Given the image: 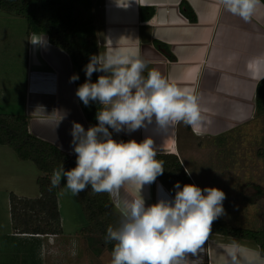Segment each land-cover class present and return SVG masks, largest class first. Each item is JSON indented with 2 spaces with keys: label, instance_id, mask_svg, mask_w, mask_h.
<instances>
[{
  "label": "crops",
  "instance_id": "1",
  "mask_svg": "<svg viewBox=\"0 0 264 264\" xmlns=\"http://www.w3.org/2000/svg\"><path fill=\"white\" fill-rule=\"evenodd\" d=\"M183 2L195 14L194 22L183 14ZM92 14L98 54L120 40L121 47L138 48L150 69H157L169 82L198 95L205 118L199 133L181 123L163 136L155 134L153 126L118 134L137 142L152 136L158 152L176 155L187 174L190 173L193 184L201 188L185 160L195 157L196 166L203 165L204 147L253 123L258 115L256 89L264 80V4L261 2L249 23L224 10L221 0H94ZM4 18L13 22L12 17ZM22 29L21 32L0 29L5 67L0 81V113L25 115L32 135L72 155V122L82 124L85 130L88 123L75 94V84L69 82L73 75L70 57L52 45L46 35L31 33L27 24ZM30 40L40 42L33 44ZM157 43L164 45L174 59L163 53ZM4 150L0 148V155H7ZM10 161L13 164V157ZM12 177L15 178L9 176ZM20 180L21 177L15 178L14 182ZM123 192L139 196L134 184L125 185ZM142 195L148 205L160 198L173 197L158 179L145 185ZM21 237L32 238L13 233V238ZM233 241L238 243L242 257L253 259L259 253L264 259L252 242L210 234L204 245V262L227 264L223 249ZM3 252L0 251V264H15L10 253ZM50 254L44 256L39 252L44 260L55 258ZM28 256L26 264H37ZM58 259L64 260L61 256ZM65 260L61 264H68V258Z\"/></svg>",
  "mask_w": 264,
  "mask_h": 264
},
{
  "label": "clouds",
  "instance_id": "2",
  "mask_svg": "<svg viewBox=\"0 0 264 264\" xmlns=\"http://www.w3.org/2000/svg\"><path fill=\"white\" fill-rule=\"evenodd\" d=\"M221 4L249 23L261 0H221ZM83 70L86 79L75 94L86 107L99 104L95 117L98 123L85 130L82 124L72 122L76 166L65 170L61 163L55 168L48 191L59 188L66 178L64 187L73 196L89 187L94 195L108 194L117 213L115 225H109L104 235V243L113 245L111 264H204V245L212 224L226 215V194L216 187H181L176 182L174 197L146 204L142 189L165 170L164 161L156 158L158 146L150 135L139 142L117 141L112 135L153 126L155 134L163 136L181 123L199 133L205 118L198 95L169 82L157 69H150L138 48L121 47L120 40L91 55ZM93 73H102L95 82ZM77 80L78 74L69 78L70 83ZM127 184L136 185L139 196L125 194ZM71 243V255L75 257L77 242ZM238 249L235 241L223 249L227 264H264L259 253L249 259Z\"/></svg>",
  "mask_w": 264,
  "mask_h": 264
},
{
  "label": "trees",
  "instance_id": "3",
  "mask_svg": "<svg viewBox=\"0 0 264 264\" xmlns=\"http://www.w3.org/2000/svg\"><path fill=\"white\" fill-rule=\"evenodd\" d=\"M261 2L264 4V0ZM93 3L94 0H0V12L24 18L31 33L46 35L52 45L61 48L69 55L73 74L79 76V80L74 82L77 90L86 79L84 66L89 62L91 55L98 54L92 14ZM181 10L191 22L196 20L195 14L185 2L181 3ZM156 45L170 59H174L164 45L161 43ZM97 78L98 73H93L92 82H95ZM255 102L257 111H263L264 80L257 85ZM79 104L88 127L96 125L98 122L95 117L99 104L90 103L86 107L80 100ZM112 135L117 141L131 140L115 132ZM0 145L11 148L19 160L32 162L41 173L36 179L39 197L31 199L18 197L13 193L10 195V209L15 232L23 235L58 236L62 230L57 188L50 192L48 187L53 170L61 163L65 170L74 168L76 155H68L55 145L32 135L25 115L0 113ZM156 158L164 161L165 168L163 174L157 179L173 197L176 182H180L181 187L184 184H193L176 155L158 152ZM254 188L257 192L249 201L256 203L263 198L264 188L257 185H254ZM76 197L87 222L79 233L87 235L89 242L98 238L111 255L113 245L104 243V235L109 225H115L117 213L110 204L108 194L94 195L89 187L87 191L81 192ZM34 216H38L37 221ZM35 223H37L36 227ZM210 234L252 242L259 247L264 257V228L251 230L237 227L220 217L213 222ZM204 264L207 263L204 262Z\"/></svg>",
  "mask_w": 264,
  "mask_h": 264
},
{
  "label": "rangeland",
  "instance_id": "4",
  "mask_svg": "<svg viewBox=\"0 0 264 264\" xmlns=\"http://www.w3.org/2000/svg\"><path fill=\"white\" fill-rule=\"evenodd\" d=\"M0 16L13 18L12 23L8 21L11 18H0V29L9 28L13 32H21L27 24L24 18L16 15L7 16L0 12ZM1 38L0 33V44ZM1 52L0 81L5 70ZM0 148L7 151V155H0V251H5L3 254L10 253L14 258L12 263L15 264H26L27 255H30L28 258L31 257L37 264H61L66 262L67 258L68 264H111V255L98 238L89 242L87 235L79 233L87 222L77 197L64 187L66 178L57 188L62 233L55 239L51 237L35 239L34 235H29L32 238H13L15 230L10 209V195L14 193L18 197L31 199L39 197L36 179L41 173L32 162L19 160L11 148L1 145ZM12 157L13 164L10 161ZM202 158L203 165L200 163L196 166L195 157L188 158L185 162L192 169L202 189L216 187L226 194L223 202L226 215L221 218L237 227L251 230L264 228V195L260 202H257L258 204L249 201L257 192L254 185L264 188V110L258 111L253 123L232 131L204 147ZM10 175H14L15 178L21 177L20 183H15V178L10 179ZM34 217L37 221L38 216ZM73 240L77 242L75 257L71 255ZM40 251L41 255L46 256L51 253L50 255H54L55 258L50 259V256L48 260H44L45 257L39 255ZM35 253L39 256V260ZM58 256L64 260L59 261ZM10 260L11 258L9 262Z\"/></svg>",
  "mask_w": 264,
  "mask_h": 264
}]
</instances>
